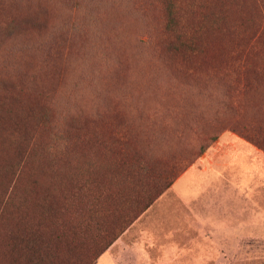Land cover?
Masks as SVG:
<instances>
[{
    "label": "rangeland",
    "instance_id": "374dc122",
    "mask_svg": "<svg viewBox=\"0 0 264 264\" xmlns=\"http://www.w3.org/2000/svg\"><path fill=\"white\" fill-rule=\"evenodd\" d=\"M263 146L264 0H0V264L53 177L66 204L128 167L168 188L120 264H264Z\"/></svg>",
    "mask_w": 264,
    "mask_h": 264
},
{
    "label": "trees",
    "instance_id": "16d2710c",
    "mask_svg": "<svg viewBox=\"0 0 264 264\" xmlns=\"http://www.w3.org/2000/svg\"><path fill=\"white\" fill-rule=\"evenodd\" d=\"M177 40L183 44L180 38ZM205 149L203 146L202 151ZM91 175L99 178L94 170ZM59 184L58 178L53 177L50 188L40 189L44 194L40 207L47 210L20 237L21 251L12 264H96L168 188L152 192L147 172L128 167L119 176H113L110 183L89 178L75 183L79 193L61 204L56 188ZM39 186L37 181H31L25 193L29 202V192L35 193ZM26 198H20L21 206L27 202ZM9 201L12 200L0 202L1 211ZM23 222L25 226L28 223Z\"/></svg>",
    "mask_w": 264,
    "mask_h": 264
},
{
    "label": "crops",
    "instance_id": "0c3cea01",
    "mask_svg": "<svg viewBox=\"0 0 264 264\" xmlns=\"http://www.w3.org/2000/svg\"><path fill=\"white\" fill-rule=\"evenodd\" d=\"M186 178L187 177L181 179L178 182L177 193L183 199V201L191 202L192 200L199 198V195L203 191L204 183L195 179L194 182H192L191 179ZM117 242L113 245L114 247L116 244H118ZM123 258V255L118 253H105L99 258L96 264H120V261H122Z\"/></svg>",
    "mask_w": 264,
    "mask_h": 264
}]
</instances>
